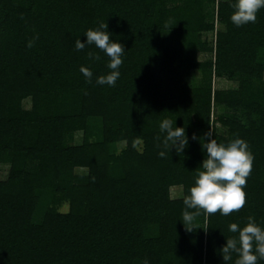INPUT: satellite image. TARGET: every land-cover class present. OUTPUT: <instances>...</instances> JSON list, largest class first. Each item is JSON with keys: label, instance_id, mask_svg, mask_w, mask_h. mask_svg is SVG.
<instances>
[{"label": "trees", "instance_id": "obj_1", "mask_svg": "<svg viewBox=\"0 0 264 264\" xmlns=\"http://www.w3.org/2000/svg\"><path fill=\"white\" fill-rule=\"evenodd\" d=\"M231 13L229 0H0V264H225L229 223L264 226V9L240 27ZM100 22L126 50L115 86L95 82L111 71L102 50L75 48ZM165 118L188 145L161 157ZM206 134L254 157L227 216L183 202Z\"/></svg>", "mask_w": 264, "mask_h": 264}, {"label": "clouds", "instance_id": "obj_2", "mask_svg": "<svg viewBox=\"0 0 264 264\" xmlns=\"http://www.w3.org/2000/svg\"><path fill=\"white\" fill-rule=\"evenodd\" d=\"M232 13L230 19L234 25L240 27L249 22L255 23L257 13L264 9V0H229ZM86 39L78 38L75 48L82 50L86 45L95 44L108 57L107 68L111 71L96 77L99 85L115 86L121 73L125 48L121 42L111 39L112 33L108 31L106 22L89 28L84 33ZM33 41L27 46L32 47ZM91 59L99 60L98 54L89 53ZM80 71L89 83L92 82L93 71L87 66H81ZM160 131L165 133L162 139L163 150L158 155L165 157L170 148L177 153H182L188 145V137L184 126H177L175 119L165 118L161 121ZM208 135L203 144L206 155L200 164V170L195 176V182L189 189V194L184 198L186 209H202L208 214L219 212L229 215L244 207L246 203L245 186L247 177L251 174L253 155L246 140L236 136L226 142L217 141ZM159 139V137H158ZM198 212L185 211L182 218L184 226L192 230L193 222ZM228 230L237 233L230 237L221 247L222 259L225 264L237 254L235 264H257L259 259H264V226H261L252 215L247 217V222L241 226L236 222L228 225ZM144 264H148L145 260Z\"/></svg>", "mask_w": 264, "mask_h": 264}, {"label": "rangeland", "instance_id": "obj_3", "mask_svg": "<svg viewBox=\"0 0 264 264\" xmlns=\"http://www.w3.org/2000/svg\"><path fill=\"white\" fill-rule=\"evenodd\" d=\"M216 25H217V27L222 26L221 24H219V22H216ZM203 37L206 38V39L212 40V38H213V33H212V32H206V33H204ZM203 58H204V57H203ZM205 58H206V57H205ZM205 58H204V59H205ZM198 79H199V72H198V71H194V72H193V81L196 83V82L198 81ZM215 85H216V87H229V85H231V83L225 81L224 79H216V80H215ZM23 105H24V106H27L28 103H27L26 101H24ZM218 129H219L221 132L224 131L220 126H218ZM78 136H79V135H76V137H75V138H76V141H77V139L79 138ZM4 168H6V167H4ZM5 175H6V169H4V170H0V176L3 177V176H5ZM172 189H173V190H172V195H173V196H176L177 194H179L178 188H172Z\"/></svg>", "mask_w": 264, "mask_h": 264}]
</instances>
